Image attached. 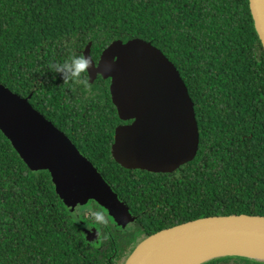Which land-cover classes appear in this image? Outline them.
I'll use <instances>...</instances> for the list:
<instances>
[{"label":"trees","instance_id":"trees-1","mask_svg":"<svg viewBox=\"0 0 264 264\" xmlns=\"http://www.w3.org/2000/svg\"><path fill=\"white\" fill-rule=\"evenodd\" d=\"M160 49L187 86L198 125L193 160L170 173L126 169L111 155L119 119L110 79L64 81L52 65L91 42L95 62L114 40ZM0 82L63 132L133 217L124 231L101 208L97 243L0 131V264H124L167 227L218 215L264 216V50L248 0H0ZM103 222V226H101ZM201 264H264L226 255Z\"/></svg>","mask_w":264,"mask_h":264},{"label":"water","instance_id":"water-1","mask_svg":"<svg viewBox=\"0 0 264 264\" xmlns=\"http://www.w3.org/2000/svg\"><path fill=\"white\" fill-rule=\"evenodd\" d=\"M254 27L264 50V0H248ZM92 67L89 81L110 79L109 91L119 119L111 155L126 169L170 173L194 159L198 125L187 86L175 65L157 47L140 38L112 41ZM0 131L33 171L47 170L67 209L96 202L118 224L133 221L96 167L71 140L22 97L0 82ZM85 231V229H84ZM97 234L96 229L92 230ZM87 233V232H86ZM91 241L93 237L86 236ZM264 251V216L216 215L161 229L140 241L124 264H188L196 253L215 247ZM234 255L215 253L209 259ZM250 257V256H245ZM264 259L261 257H251Z\"/></svg>","mask_w":264,"mask_h":264},{"label":"clouds","instance_id":"clouds-1","mask_svg":"<svg viewBox=\"0 0 264 264\" xmlns=\"http://www.w3.org/2000/svg\"><path fill=\"white\" fill-rule=\"evenodd\" d=\"M52 69L55 73L61 74L64 81H73L87 84L86 81L81 80V74L88 73V69L92 67V62L88 56L83 53L80 55H71L63 63L53 64Z\"/></svg>","mask_w":264,"mask_h":264},{"label":"bare ground","instance_id":"bare-ground-1","mask_svg":"<svg viewBox=\"0 0 264 264\" xmlns=\"http://www.w3.org/2000/svg\"><path fill=\"white\" fill-rule=\"evenodd\" d=\"M223 252H230L234 254H239V255H245V256H250V257H261L264 256V251L257 252V250L251 251V249L247 250L246 248H236V247H215L211 249H207L205 251L196 253L191 257V261L188 264H196L201 260L206 259L207 257L217 253H223ZM174 260H170L167 264H174ZM176 264V262H175ZM177 264H180V262L177 261Z\"/></svg>","mask_w":264,"mask_h":264},{"label":"rangeland","instance_id":"rangeland-1","mask_svg":"<svg viewBox=\"0 0 264 264\" xmlns=\"http://www.w3.org/2000/svg\"><path fill=\"white\" fill-rule=\"evenodd\" d=\"M95 204H96V202H94L92 200H88L85 204H83L81 206H79V205L76 206L74 211H75V215L78 218V220L85 223L86 228H88V229L96 228L98 230V228H99L98 222H96L94 220H93V222H91V220L87 219V217H86V213H92V211L94 209L93 206ZM111 221L113 224L118 225L113 219H111ZM103 225H104L103 222H101V226H103ZM118 226L121 228L122 231H124L126 229H130L133 226V221H128L125 225H118ZM92 242L97 243L94 240Z\"/></svg>","mask_w":264,"mask_h":264},{"label":"flooded vegetation","instance_id":"flooded-vegetation-1","mask_svg":"<svg viewBox=\"0 0 264 264\" xmlns=\"http://www.w3.org/2000/svg\"><path fill=\"white\" fill-rule=\"evenodd\" d=\"M96 79V78H95ZM125 124V123H124ZM94 208L95 207H97V208H101V211H102V213L103 214H106V216H107V219H110V221H111V217H109V215L107 214V212L102 208V207H100L99 205H97V204H95L94 206H93ZM74 214H75V212H74ZM91 222H93V220L91 221ZM79 223H80V225H81V228H82V231L84 232V234H85V236H89V237H93L92 238V240H91V242L94 240L95 242H97L98 241V237H99V231L96 229V228H92V229H88V228H86L85 227V223L84 222H81V221H79ZM111 223H112V221H111ZM113 224V223H112ZM133 224H134V222H133ZM84 229H85V231H84ZM93 229H96V231H97V234L95 233H93ZM87 232V233H86ZM96 239V240H95Z\"/></svg>","mask_w":264,"mask_h":264}]
</instances>
